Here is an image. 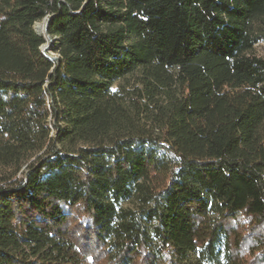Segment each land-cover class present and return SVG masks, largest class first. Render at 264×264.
I'll list each match as a JSON object with an SVG mask.
<instances>
[{
	"label": "trees",
	"instance_id": "16d2710c",
	"mask_svg": "<svg viewBox=\"0 0 264 264\" xmlns=\"http://www.w3.org/2000/svg\"><path fill=\"white\" fill-rule=\"evenodd\" d=\"M260 41L264 0H0V264H264Z\"/></svg>",
	"mask_w": 264,
	"mask_h": 264
},
{
	"label": "rangeland",
	"instance_id": "374dc122",
	"mask_svg": "<svg viewBox=\"0 0 264 264\" xmlns=\"http://www.w3.org/2000/svg\"><path fill=\"white\" fill-rule=\"evenodd\" d=\"M43 22L42 20H38L34 23L35 27H36V30L39 31V32H44V27H45V24L44 27L41 29L39 28V26L37 25V23H41ZM50 39H48L49 41ZM264 42L263 41H260L258 43H256V49L257 51L259 52H262V46H263ZM41 49L42 51L44 52L45 55H47L48 57H51V58H54V57H57V54L51 52L48 50V43L46 42L45 44H43L41 46ZM120 82H122L121 80H118L115 85L113 86V88H116L117 84H119ZM130 86L128 85L127 88H129ZM51 127V132L53 133V128L52 126ZM26 164L27 162H23L21 164V166L17 169L16 167H13V166H0V176H6V175H9V179H7L6 181H3V182H10L12 181L13 179H15L16 177L19 176V174L21 172H25L26 171ZM11 174V175H10ZM13 176V177H12ZM124 206H131L132 204L131 203H123ZM155 241V239L153 238V242ZM154 244V243H153ZM189 264H205L204 262H202L195 253H192L189 257ZM214 264H227L225 258L223 257V255L220 256V258L218 259V261Z\"/></svg>",
	"mask_w": 264,
	"mask_h": 264
},
{
	"label": "water",
	"instance_id": "95a60500",
	"mask_svg": "<svg viewBox=\"0 0 264 264\" xmlns=\"http://www.w3.org/2000/svg\"><path fill=\"white\" fill-rule=\"evenodd\" d=\"M42 20L44 21V24H45L44 32L41 33V32H39V31H37V30H36V27H35L34 24H33V29H34L37 33H41V34H43L44 37H45V39H46V41H47V43L49 44V41L51 40V37L49 36V34H48L47 30H46V23H47L48 20H49V16H45V17H43ZM48 39H50V40L48 41Z\"/></svg>",
	"mask_w": 264,
	"mask_h": 264
},
{
	"label": "bare ground",
	"instance_id": "6f19581e",
	"mask_svg": "<svg viewBox=\"0 0 264 264\" xmlns=\"http://www.w3.org/2000/svg\"><path fill=\"white\" fill-rule=\"evenodd\" d=\"M42 21H43V20H42ZM43 24H44V21H43V22H41V23H39V24L37 23V25H38V26H39V28H41V29L44 27V25H43ZM36 27H37V26H36Z\"/></svg>",
	"mask_w": 264,
	"mask_h": 264
}]
</instances>
